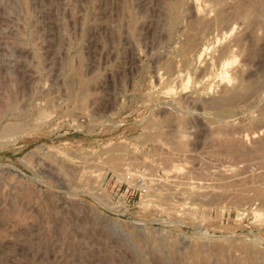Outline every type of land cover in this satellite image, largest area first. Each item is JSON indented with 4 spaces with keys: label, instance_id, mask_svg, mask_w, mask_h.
<instances>
[{
    "label": "rangeland",
    "instance_id": "rangeland-1",
    "mask_svg": "<svg viewBox=\"0 0 264 264\" xmlns=\"http://www.w3.org/2000/svg\"><path fill=\"white\" fill-rule=\"evenodd\" d=\"M248 2L0 0V264H264Z\"/></svg>",
    "mask_w": 264,
    "mask_h": 264
},
{
    "label": "bare ground",
    "instance_id": "bare-ground-1",
    "mask_svg": "<svg viewBox=\"0 0 264 264\" xmlns=\"http://www.w3.org/2000/svg\"><path fill=\"white\" fill-rule=\"evenodd\" d=\"M180 1H181V0H180ZM246 1H247V0H246ZM178 3L180 4L179 1H178ZM179 4H178V5H179ZM236 4H237V3H236ZM242 4H243V3H242ZM242 4H240V5H242ZM178 5L176 4V6H178ZM240 5H239V6H240ZM244 5H245V4H244ZM247 5H250V2H248ZM243 7L245 8L246 6H242V8H243ZM238 8H239V7H238ZM242 8H240V9H242ZM244 8H243V9H244ZM243 9H242V10H243ZM238 10H239V9H238ZM242 10H241V11H242ZM241 11H240V12H241ZM243 12H245V14H241V13H243ZM243 12H241V13H237V12H235V13H236V15H237V14L246 15V16H247L248 18H250V19H251V17H253V18H254V19H253L254 21H256V19H258L257 21H259L260 19L264 21V0H252L251 5H250V6H247V8L243 10ZM219 13L222 14V12H219ZM219 13H218V14H219ZM220 14H219V16L217 15V18L215 19V21L213 20L214 24H216V22H217V23L220 22V24H221V22L224 20V19H223L224 16H222V15H220ZM235 17H236V16H235ZM242 17H243V16H242ZM244 17H245V16H244ZM205 18H206V17H205ZM240 18H241V17H240ZM200 20H201V19H200ZM246 20H247V19H246ZM261 20H260V21H261ZM202 21H203V19H202ZM251 21H252V20H251ZM263 21H262V22H263ZM200 22H201V21H200ZM203 22H204V23H203ZM203 22H202V23L205 24L206 27L203 25L204 27H202V28H205L206 30H209V29H210V28H209V23H210V22L208 23V25H206L207 23H205V20H204ZM206 22H207V21H206ZM224 22H225V20L223 21V23H224ZM262 22H256V23L253 22V24H254V25H256L257 23H259V24L261 23V24H262ZM198 24H199V23H198ZM198 24H196L195 26H197ZM200 24H201V23H200ZM200 24H199V25H200ZM220 24H219V25H220ZM248 24H250V23H248ZM253 24H250V25L253 26ZM217 25H218V24H217ZM250 25H248V26H250ZM263 25H264V24H263ZM200 26H201V25H200ZM211 26H212V25H211ZM252 26H251V27H252ZM260 26H262V25H260ZM195 28H197V30H198V26L195 27ZM202 28L200 27L199 29H201V31H202ZM212 28H213V27H212ZM252 28H254V26H253ZM193 29H194V28H193ZM205 29H203L204 32H206ZM194 30H195V29H194ZM212 30H213V29H212ZM199 31H200V30H199ZM196 34H197V33H196ZM200 34H201V33H200ZM195 36H196V35H195ZM191 38H192V37H191ZM192 39H194V38H192ZM192 39H191V40H192ZM193 43H194V42H193ZM193 45H194V44H193ZM187 46H188V45H187ZM185 49H186V51L189 53V51H188L189 49L187 50V47H186ZM185 49H183V50L185 51ZM206 49H207V48H204L205 51L208 50V49H207V50H206ZM183 50L181 49V51H183ZM184 51H183V53L186 52V51H185V52H184ZM188 53H187V54H188ZM187 54H186V55H187ZM183 56H185V54H183ZM186 60H187V59H186V57H185V64L187 65V64H189L190 62H187ZM186 62H187V63H186ZM259 75H260V74H259ZM259 75H258V76H259ZM260 76H261V75H260ZM260 79H261V78H260ZM244 82H245V81H244ZM244 82H241V81H240V83L237 82V83L239 84V85H237V88L234 86V87H235V89H234V87H233L234 91H233V92L230 91V92L227 93V96H229V95H230L229 93H231V95H230V96H232L231 98L229 97V99H228V98H226L227 96L225 97V95H224V96L222 97L223 100H222V98H219V100L216 99V100H217V101H216V100L214 99V101L212 102V100H213V99H212L210 102H212V103H214V102H215V103H218V104H216L217 106H218L219 104L223 105L222 103H224V102H220V101H225L226 103H228L227 101H229V100L237 99L235 95H237L239 98H240V97L243 98V97L246 96V95H252V94L255 95L254 92H255V91L257 92V91L259 90V89L256 90L257 87L260 88V87H259V86H260V83H257V84H256V83H253L254 81L249 82V83H248V82H247V83H246V82L244 83ZM260 82H261V81H260ZM263 82H264V80H263ZM251 83H253V84H251ZM261 88H262V87H261ZM235 90H236V91H235ZM256 92H255V93H256ZM232 93H233V94H232ZM234 93H235V95H234ZM260 93H261V91H260ZM260 93H259V94H260ZM256 94H257V93H256ZM79 96L81 97L82 95L80 94ZM84 96H85V95H84ZM242 96H243V97H242ZM224 97L226 98V100H224V99H225ZM233 97H234V98H233ZM247 97H248V96H247ZM241 98H240L239 100H241ZM249 98H250V97H249ZM263 98H264V97H263ZM237 100H238V99H237ZM232 101H235V100H232ZM215 103H214V105H215ZM226 103H224V104L227 106ZM230 103H231V102H229V104H228L229 107H230ZM236 103H237V102H233V104H236ZM231 104H232V103H231ZM211 105H212V104H211ZM214 105H213V106H214ZM221 105H220V107H221ZM225 105L222 106V107H225ZM218 107H219V106H218ZM227 107H228V106H227ZM229 107H228V108H229ZM225 108H226V107H225ZM220 109H222V108H220ZM227 110H228V109H227ZM224 111H225V110H224ZM263 113H264V111H263ZM261 115H262V114H261ZM262 117L264 118V115H263ZM226 122H227V121H226ZM106 124H107V123H106ZM10 125L12 126V124H10ZM16 125H17V124H16ZM16 125H15L14 127H10V126H9L10 129H7V131H11V133H12V132H14V131L17 130L16 132H18V128H17V126H18L19 124H18L17 126H16ZM20 125L22 126V124H20ZM21 126L19 127L20 130L22 129ZM79 126H80V125H79ZM82 126H83V125H82ZM6 127H7V126H6ZM100 127H101V126H100ZM219 129H220V128H219ZM99 130H101V129H99ZM4 131L7 132L6 130H4ZM24 131H25V130H24ZM24 131L21 130V132H24ZM216 131H217V130H216ZM225 131H226V130H225ZM5 132L2 133V134H5ZM21 132H19L18 134H20ZM220 132H222V131H220ZM220 132H219V133H220ZM8 133H9V132H8ZM15 134H16V133H15ZM18 134H16V135H18ZM5 135H6V134H5ZM8 135H10V136L12 135V136H13L14 134H8ZM14 136H15V135H14ZM14 136H13V137H14ZM15 137H16V136H15ZM255 137H256V136H255ZM14 140H15V139H14ZM177 142H178V141H177ZM180 142H182V141H180ZM237 142H238V141H237ZM259 142H262L261 144H259V145H261L262 147L258 146V148L263 149V151L260 150V149H259V150L262 151V154L264 155V139H263L262 141H259ZM259 142H258V143H259ZM227 143H228V144H227ZM234 143H235V142H234ZM234 143H233V142H227V141H226V142H225V141L223 142L224 146L226 145V146L228 147L229 150L232 148L231 146H234ZM238 143H240V141H239ZM223 144H222V146H223ZM176 145H177V144H176ZM179 145H180V146H179ZM179 145H177V146H178V150L180 149L179 147H182V145H181L180 143H179ZM238 145H239V144H238ZM248 145H250V144H248ZM226 146H225L224 148L227 149ZM245 146H246V145H245ZM238 147H239V146H238ZM240 147H241V146H240ZM45 148H47V147H45ZM243 148H244V145H243ZM251 148H252V147H251ZM251 148H249L250 151H251ZM181 149H182V148H181ZM181 149H180V150H181ZM226 149H225V150H226ZM45 150H46V149H45ZM47 150H48V149H47ZM184 150H185V149H184ZM229 150H228V151H229ZM226 151H227V150H226ZM228 151H227V152H228ZM232 151H234V150H232ZM232 151L230 150L231 153H232ZM239 151H241V152H240V154L242 153L241 155H243V154H247V151H245V150H244V151H245L244 153L242 152L243 150H239ZM239 151H237V153H236V152H234V153H235L236 155H238V154H239V153H238ZM250 151H248V152H250ZM47 152H48V151H47ZM234 153H233V154H234ZM229 154H230V153H229ZM240 154H239V155H240ZM32 155H33V154H32ZM231 155H232V154H231ZM27 157H28V156H27ZM26 161H27V160H26ZM125 176H127V175H125ZM138 182H139V181H138ZM134 184H135V183H134ZM142 184H144V183H142ZM142 184H141V185H142ZM256 240H257L258 242H263L262 238H261L260 236H258V235H256ZM262 256H263V255H262Z\"/></svg>",
    "mask_w": 264,
    "mask_h": 264
}]
</instances>
